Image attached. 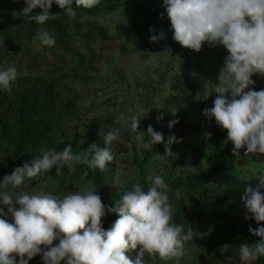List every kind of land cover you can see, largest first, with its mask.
<instances>
[{
  "label": "clouds",
  "instance_id": "1",
  "mask_svg": "<svg viewBox=\"0 0 264 264\" xmlns=\"http://www.w3.org/2000/svg\"><path fill=\"white\" fill-rule=\"evenodd\" d=\"M23 2L26 6L21 16L44 25L56 17L50 14L53 4L64 13L75 15L73 3L92 8L100 0ZM163 8L162 15L170 21L172 39L183 48L197 53L205 44L226 49L228 55L214 88L217 96L213 106L202 114L209 121L214 119L227 132L222 143L233 145L232 154L236 158H240L241 150L246 156H264V89L253 90V77H264V0H163ZM35 9L42 11L33 14ZM162 38L163 35H153L151 41ZM38 39L43 47L56 44L54 34L47 29L40 30ZM17 78L15 67L0 70V91H11ZM172 114L175 116L176 111L172 110ZM118 120L124 121L127 130L134 134L137 147L151 150L164 143L165 153L159 157L169 162L174 158L172 146L181 143L182 138L170 136L165 143L163 134L151 126L147 133L139 131V115L129 118L121 114ZM178 123L179 120L173 119L169 129ZM121 130L113 127L103 134L105 148L93 143L79 154L73 152L71 145L63 151L41 147L40 155L31 163L15 168L0 180V264H29L37 256L42 264H146V258L156 257L180 264L195 232L173 222V200L179 201L182 193L173 192L160 175L151 179L146 191L140 183H135L114 205L108 206L102 203L91 183L63 196L6 190L9 186L18 189L26 180L49 175L53 168L56 176L62 175L65 168L74 171L79 164L93 171H106L116 159L113 144L121 139ZM210 138L211 133L204 134L205 140ZM258 179L259 187H247L242 202L246 219L257 224L256 229L249 231L259 241L239 246L240 264H254L264 256V174ZM109 213L118 219L105 230L102 218ZM136 249L139 251L134 260L126 255Z\"/></svg>",
  "mask_w": 264,
  "mask_h": 264
},
{
  "label": "trees",
  "instance_id": "2",
  "mask_svg": "<svg viewBox=\"0 0 264 264\" xmlns=\"http://www.w3.org/2000/svg\"><path fill=\"white\" fill-rule=\"evenodd\" d=\"M25 6L23 0H9L5 14H0V53H5L6 57L22 53L37 64L41 57L30 51V45H39V32L41 29H47L54 34L56 44L51 48L40 45L43 63L44 55L48 54L50 58L53 57L61 63L75 64L83 73L74 71L70 77L73 83L67 82L68 77L59 75L57 70L47 71L42 75L18 76L11 91H0V180L5 175H10L15 168L31 163L33 158L40 155L41 147L55 148L58 151L66 148L59 135L71 132L74 127L71 126L72 123L80 120V97L77 91L88 85L87 75L94 70L97 61L101 60L94 46L98 42L112 45L116 40L113 30L100 21L102 17L126 13L140 23L143 34H150V37L163 35L164 40L160 39L164 41L163 44L173 40L172 32L169 31L170 21L166 15H162L163 0H100V3L92 8L73 3L75 15L64 13L63 9L53 4L50 14L56 17L44 25L29 22L22 17V9ZM41 11L35 9L33 14H39ZM221 48L228 55L226 49ZM122 72L119 69L118 75L110 76L111 80L122 81ZM150 74L152 78H156L154 71ZM130 78L131 81L125 80L126 86L137 85L139 81L133 79L132 74ZM253 78L264 85V77ZM112 117L114 115H99L96 121L99 120L100 126H106L114 122ZM214 136L215 145L206 173L185 172L179 177H163L173 192L182 193L179 201L173 200V222L183 225L185 230L191 227L195 232L193 240L188 242L187 254L181 262L190 257L192 264H206L205 259L222 264L223 260L232 254L234 246L239 247L244 243L253 245L259 241V238L249 231L250 228L256 229L257 224L246 219L242 195L247 187H259L258 177L264 174V156H246L244 150H241L240 158H236L232 154L233 145L223 144L224 140L215 132ZM157 151L158 145H155L151 150H145V154L150 159ZM75 169L85 171L86 167L79 164ZM246 171L252 172V177H248ZM91 173L95 174L96 181L100 180L98 183L103 189L101 178L97 173ZM66 178L67 176H64L63 180ZM139 183L145 191L151 184L145 181L144 176ZM25 184L26 181L18 189L9 186L6 190L20 192ZM131 188L132 186H129L125 192ZM115 201H105L104 205H114ZM116 219L118 217L115 214L109 213L103 225L104 229L108 230ZM138 251L139 249H136L126 255L134 260ZM146 264L174 262H165L156 257L146 258ZM254 264H264V256Z\"/></svg>",
  "mask_w": 264,
  "mask_h": 264
},
{
  "label": "rangeland",
  "instance_id": "3",
  "mask_svg": "<svg viewBox=\"0 0 264 264\" xmlns=\"http://www.w3.org/2000/svg\"><path fill=\"white\" fill-rule=\"evenodd\" d=\"M8 2L9 0H0L1 15L5 14ZM100 21L113 30L116 40L112 45L99 42L95 44L101 60L97 61L94 70L87 75L88 85L77 91L80 97V120L73 122L72 131L59 135V139L64 146L71 145L73 152L79 154L93 143L99 148H105L103 134L113 127H121V139L113 144L116 159L107 166L106 171H93L83 164L85 171L75 169L69 172L65 168L62 175L56 176V170L53 168L49 173L52 178L45 175L26 180L23 192L37 194L42 191L63 196L81 190L91 183L102 197V203H111L124 194L129 186L139 183L142 176L150 183L156 175L179 177L185 172L206 173L215 145L214 132L222 140L227 137V132L221 130L214 119L209 121L202 114L204 109L213 106L217 96L214 88L218 83L219 70L227 56L222 46L210 47L205 44L197 53L183 48L173 40L167 41V44H163L164 41L160 39L152 42L150 34H143L140 23L126 13L102 17ZM40 45H30V51L41 57L37 64L22 53L10 57L0 53V70L15 67L18 76L42 75L47 71L57 70L59 75L68 77L69 83H73L70 77L74 71L83 73L75 64L61 63L53 57L50 58L48 54L44 55L43 63ZM119 69L123 71L120 73V76L124 75L123 80H111L110 76L118 75ZM151 71L156 73V78H152ZM131 74L133 79L139 82L135 86H126L125 80L131 81ZM253 80V90L264 89V85L256 78ZM172 110L176 111L175 116ZM107 114L114 115V122L100 126L99 120L96 121L97 116ZM121 114L129 118L139 115L141 120L138 130L147 133L148 127L151 126L163 134L165 143L170 136L182 138L181 143L172 146L174 158H170L169 162L159 157L165 153L164 143H161L158 144L154 157L148 159L145 150L137 147L134 134L127 130L124 121L118 120ZM173 119L179 120V123L169 129L168 124ZM205 133H211V138L205 140ZM243 170L245 171V168ZM91 171L101 178L103 189L98 183L100 180L96 181L95 174ZM245 173L252 177V172ZM64 176L67 178L63 180ZM107 215L102 218V225H105ZM238 249L239 247L234 246L232 254L228 255L222 264H240ZM184 261L180 264H192L190 257ZM204 263L217 264L216 261L207 259ZM29 264H42V259L37 256Z\"/></svg>",
  "mask_w": 264,
  "mask_h": 264
}]
</instances>
